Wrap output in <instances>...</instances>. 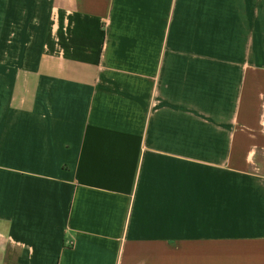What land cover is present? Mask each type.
Returning a JSON list of instances; mask_svg holds the SVG:
<instances>
[{"label":"crops","instance_id":"obj_1","mask_svg":"<svg viewBox=\"0 0 264 264\" xmlns=\"http://www.w3.org/2000/svg\"><path fill=\"white\" fill-rule=\"evenodd\" d=\"M0 264H264V0H0Z\"/></svg>","mask_w":264,"mask_h":264},{"label":"built area","instance_id":"obj_2","mask_svg":"<svg viewBox=\"0 0 264 264\" xmlns=\"http://www.w3.org/2000/svg\"><path fill=\"white\" fill-rule=\"evenodd\" d=\"M68 243H69V244H73V240H71V239L68 240Z\"/></svg>","mask_w":264,"mask_h":264}]
</instances>
